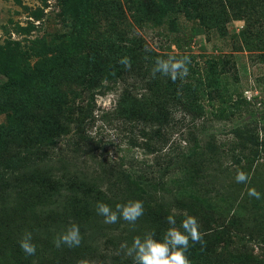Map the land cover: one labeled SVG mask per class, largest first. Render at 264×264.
Returning <instances> with one entry per match:
<instances>
[{
	"label": "rangeland",
	"instance_id": "rangeland-1",
	"mask_svg": "<svg viewBox=\"0 0 264 264\" xmlns=\"http://www.w3.org/2000/svg\"><path fill=\"white\" fill-rule=\"evenodd\" d=\"M124 57L130 66L119 62ZM169 57H187V74L153 75L155 61ZM95 82L101 88L94 89L93 114L108 120L97 118L89 133L94 157L75 156L63 169L37 166L49 181L35 186L25 181L32 168L18 217L47 223L46 212L59 213L69 195L57 178L91 176L107 160L147 175L166 172L173 192L186 163L162 159L153 167L140 136L143 112L158 117L162 105L167 146L201 155L203 172L178 187L184 204L139 223L137 236L162 240L170 227L183 232L181 222L193 216L202 242L189 240L190 264H264V0H0V161L52 141V153L65 149L79 108L94 93L86 85ZM240 172L245 181L236 180ZM228 204L240 206L237 222ZM203 207L210 215L197 217ZM14 217L0 203L3 250L15 242V228H7ZM88 217L82 210V221ZM124 235L96 238L93 251L81 243L68 249L79 264H101L98 255L120 251Z\"/></svg>",
	"mask_w": 264,
	"mask_h": 264
},
{
	"label": "trees",
	"instance_id": "trees-1",
	"mask_svg": "<svg viewBox=\"0 0 264 264\" xmlns=\"http://www.w3.org/2000/svg\"><path fill=\"white\" fill-rule=\"evenodd\" d=\"M86 86H89V90L91 91L99 88L101 85L95 82L88 83ZM188 89L189 86L184 85V96L188 95V91H186ZM95 90L93 91L94 93L89 95L85 107L79 108L74 120V135L67 140L65 149L58 151L57 154L52 153L57 148L56 143L52 141L46 145L31 146L28 149L30 151L22 156H10L0 161V203L6 204L10 213L15 215V220L10 222L7 228H15L16 231L15 242L12 244V247L3 250L2 248L6 246L3 244L6 239L0 238V264L83 263V260L80 261V259L73 261L75 258L70 253L69 246L62 243L57 247L54 244V241L60 235L64 234L73 224L79 227L80 243L86 252L93 251L92 246L96 238L110 237V242L111 240L118 239L117 236L121 234H127L120 239L124 247L120 251H114L112 255L104 257L109 264H134L133 257L128 254L127 249L131 246L133 238L137 237V225L142 221L154 219L160 213H163V211L168 212L170 209L184 204L185 202H182L184 198L178 187L183 184L186 185L191 180L195 181L199 174L203 172L204 163L201 155L193 151L189 152L185 148L174 153L172 148L167 146V133L162 128V120L166 119L163 117L164 114H160V110L162 109V105H160L155 108V115L159 114L158 117L152 118L150 112H143L144 115L140 121V136L144 140V149L149 154L154 155L152 161L153 167L158 165V161L162 159L168 164L171 162L174 166L181 162L186 163V170L177 179L176 188L173 192L168 193L166 191V184L164 183V179L166 178L164 174H167L166 172L157 174L156 176L155 174L147 175L139 171L125 170L118 162L107 160L104 166H102L98 161L100 170L95 171L91 176L80 172H63L57 178L54 183L62 186L64 191L69 195L63 196L67 201L66 204L60 207L59 213L52 210L46 212L47 223H44L43 219L37 217L31 219V221H26L24 217H18L20 215V194L24 192V178L32 168L29 179L25 181L35 186L40 185V183L45 184L46 180L49 181V179L44 180V178L40 177L41 173L35 169L37 166L50 167L53 166L52 164H56L63 169L71 159H75V156L80 155L85 157L89 154L94 157L92 149L90 148L91 141L89 133L97 118L103 122L108 120L107 114H101L99 117H95L93 114L94 107L92 100L94 94H97ZM97 92H100V89ZM161 102L163 103V100ZM124 113L128 114L127 111ZM125 121L127 122L126 124L134 126L133 123H135V120L127 118ZM190 123L193 125L192 120ZM167 125L168 121H165L164 126L166 127ZM57 136H59L58 133L53 138ZM151 140L154 142H150ZM208 151L214 153L216 147L210 145L208 146ZM94 160L97 161L96 159ZM102 167H108L109 170H104ZM129 201H140L143 206V214L135 222L130 223L121 219L118 213L115 223H105L104 217L97 214V203L107 204L111 209L115 210L116 205H123ZM189 205L190 208H193L191 204ZM208 208L210 207L201 208L200 212L198 211L196 213V216L205 217L206 215H210ZM225 208L230 210L231 220L237 222L240 216V206L238 204H228ZM84 209L88 212L89 217L82 221L81 211ZM26 232L31 233V243L36 247V251L32 255L25 254L20 248L19 241ZM143 238L141 237V239ZM90 244L92 245L90 246ZM104 257L103 255H98L97 260H100V263L104 264Z\"/></svg>",
	"mask_w": 264,
	"mask_h": 264
},
{
	"label": "clouds",
	"instance_id": "clouds-1",
	"mask_svg": "<svg viewBox=\"0 0 264 264\" xmlns=\"http://www.w3.org/2000/svg\"><path fill=\"white\" fill-rule=\"evenodd\" d=\"M120 63L125 67L130 66L127 57L122 58ZM187 57L176 60L169 57L167 60L157 59L152 69V74L157 72L163 75H169L175 80L177 75L183 76L187 74ZM238 182L245 181L246 176L240 172L236 176ZM249 195L260 197V194L254 189L249 190ZM97 214L104 217L105 223H115L117 214L119 217L130 223L135 222L138 217L143 214V206L140 201H129L123 205H116L115 210L111 209L107 204L97 203ZM169 225H175L176 220L173 215L166 217ZM183 232L175 227H170L162 240L153 239V234H146L143 239L134 237L131 246L127 249L128 254L132 255L134 264H190L185 253L190 247L189 240L193 243L202 242L200 233L198 232L197 220L193 216H186L181 222ZM31 233L26 232L19 241L20 248L27 255H32L36 251V247L31 243ZM79 227L75 224L58 239L54 241L55 246L59 247L62 243L69 247L77 246L80 243Z\"/></svg>",
	"mask_w": 264,
	"mask_h": 264
}]
</instances>
